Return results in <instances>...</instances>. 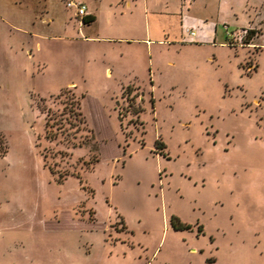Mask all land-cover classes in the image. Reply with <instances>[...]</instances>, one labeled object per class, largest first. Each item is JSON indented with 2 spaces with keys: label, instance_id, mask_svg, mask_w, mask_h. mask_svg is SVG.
Instances as JSON below:
<instances>
[{
  "label": "rangeland",
  "instance_id": "374dc122",
  "mask_svg": "<svg viewBox=\"0 0 264 264\" xmlns=\"http://www.w3.org/2000/svg\"><path fill=\"white\" fill-rule=\"evenodd\" d=\"M66 1L0 0V264H264V0Z\"/></svg>",
  "mask_w": 264,
  "mask_h": 264
},
{
  "label": "trees",
  "instance_id": "16d2710c",
  "mask_svg": "<svg viewBox=\"0 0 264 264\" xmlns=\"http://www.w3.org/2000/svg\"><path fill=\"white\" fill-rule=\"evenodd\" d=\"M81 20H82V23L83 24H89V23H91V22H93L94 21V19H95V16L94 15H92V14H86V15H84L83 17H81L80 18ZM251 33L252 32V30H247V33ZM250 37L248 36L247 37V39H249ZM78 107H79V105H78V103H77V109H78ZM69 110V109H68ZM76 110V109H75ZM69 113H68V116L67 117H62V116H60V117H57V119H56V116L54 115V121L52 122V124H57V126H58V124H59V126L58 127H56L57 129H59V128H61V127H63V121L65 120L66 122H68L69 123V127H71V126H74V125H76L73 121H70L69 119H70V117L73 115V119L75 120V121H78V123H81V118H79V116H80V112L78 111V110H76V111H72V109L71 110H69L68 111ZM50 114V112L48 111V115ZM49 119H51V116H49ZM64 121V122H65ZM49 124V122H46V125H48ZM51 124V125H52ZM64 130H65V128H64ZM50 135L51 134H54V133H49ZM63 134V133H62ZM65 134V136L66 135H68L69 134V132L68 133H64ZM54 136V135H53ZM6 153V147H5V141H4V137H3V135L0 133V156H3L4 154ZM171 225H172V227L174 228V229H180V230H182V229H189L190 227H191V225L189 224V223H184V222H182V221H180L177 217H172L171 218Z\"/></svg>",
  "mask_w": 264,
  "mask_h": 264
},
{
  "label": "crops",
  "instance_id": "0c3cea01",
  "mask_svg": "<svg viewBox=\"0 0 264 264\" xmlns=\"http://www.w3.org/2000/svg\"><path fill=\"white\" fill-rule=\"evenodd\" d=\"M142 1L145 3V6H146L145 9H147L148 8L147 7L148 0H142ZM225 2H226V0H223V3H225ZM87 14H92V12L88 10V7H87ZM194 22L195 21H193L188 16H184L180 19L179 29H180L181 40H183V42L190 43V42H195L200 38V40L205 39L204 42H207L210 39V37L213 35V32H214L212 25H210V23H204V22L199 21L198 23L200 24V26H197L198 28H197L195 35L193 37H191L189 35L188 31L186 32L185 28H189V31H191L192 29L189 26H195L196 27V25H195L196 23L194 24ZM181 24H182V26H181ZM183 27H184V29H183Z\"/></svg>",
  "mask_w": 264,
  "mask_h": 264
},
{
  "label": "built area",
  "instance_id": "2783aa9c",
  "mask_svg": "<svg viewBox=\"0 0 264 264\" xmlns=\"http://www.w3.org/2000/svg\"><path fill=\"white\" fill-rule=\"evenodd\" d=\"M66 8H72L74 9V14L76 17H83L87 14V7L86 5L79 0H67L65 2ZM186 32L188 31L189 35L193 37L195 35V32L193 30L189 31V28H185Z\"/></svg>",
  "mask_w": 264,
  "mask_h": 264
}]
</instances>
